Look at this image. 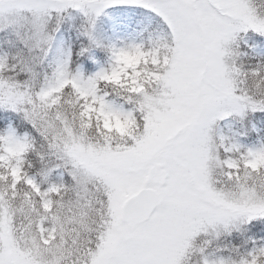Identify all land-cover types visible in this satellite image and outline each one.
Returning a JSON list of instances; mask_svg holds the SVG:
<instances>
[{
    "label": "snow or ice",
    "instance_id": "6c2138e0",
    "mask_svg": "<svg viewBox=\"0 0 264 264\" xmlns=\"http://www.w3.org/2000/svg\"><path fill=\"white\" fill-rule=\"evenodd\" d=\"M0 264H264V0H0Z\"/></svg>",
    "mask_w": 264,
    "mask_h": 264
}]
</instances>
